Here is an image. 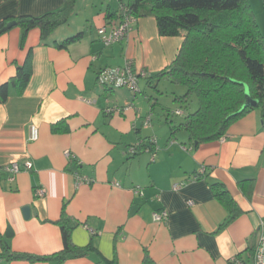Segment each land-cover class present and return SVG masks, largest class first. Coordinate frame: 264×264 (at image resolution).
<instances>
[{
    "label": "crops",
    "instance_id": "1",
    "mask_svg": "<svg viewBox=\"0 0 264 264\" xmlns=\"http://www.w3.org/2000/svg\"><path fill=\"white\" fill-rule=\"evenodd\" d=\"M63 1L0 0V21L38 16ZM116 8V0H77L67 23L46 40L38 28L30 29L23 43L17 26L0 32V85L8 82V96L0 102V237L14 252L56 253L63 249L57 223L63 212L73 226L71 243L91 242L94 250L59 264H141L146 254L155 264H229L233 256L252 264L264 225L261 109L234 121L223 139L195 145L184 131L172 136L170 127L156 122V108L163 117L166 111L149 91L156 86L162 94L158 86L164 78L140 79L133 95L99 84L97 73L130 60L152 76L172 62L183 38L159 35L148 15L139 17L124 39L105 45L97 29ZM80 31V41L55 45ZM22 65L30 77L19 91L11 79ZM153 98L160 104L152 107ZM112 107L121 110L109 111ZM31 125L37 127L36 140L30 139ZM134 146L135 155L129 152ZM25 160L32 168L8 180L2 167ZM201 169L199 178L190 180ZM77 176L88 181L77 184ZM213 183L222 184L240 210L222 228L228 213L214 197ZM174 184L180 186L173 189ZM162 210L167 218L154 221L152 213Z\"/></svg>",
    "mask_w": 264,
    "mask_h": 264
},
{
    "label": "trees",
    "instance_id": "2",
    "mask_svg": "<svg viewBox=\"0 0 264 264\" xmlns=\"http://www.w3.org/2000/svg\"><path fill=\"white\" fill-rule=\"evenodd\" d=\"M116 1V10L111 13L112 17H108L109 21L103 26L119 23L123 16L121 6H124L127 8V13L134 18V22L139 17L151 15L155 18L159 35L183 38L170 64L152 76L145 69L147 71L145 78H148L149 82L154 80L158 82L164 78L171 84L185 88L184 93L175 94L173 97L174 102L185 108L180 107L174 111L176 115L182 116V119L178 124L173 123L169 126L172 136L177 131H184L189 140L198 145L219 139L234 121L254 108H260L264 115V36L248 0ZM76 2L77 0H64L59 8L41 15L15 17L13 19L16 21L15 26L21 30V43L32 28H38L41 39L46 40L57 27L67 23ZM11 19L12 17H8L0 21V29ZM82 38L83 32L80 31L57 41L55 45L58 48H66ZM132 67L141 69L133 65ZM29 77V68L25 65L18 66L11 84L21 91ZM153 88L157 90L156 86ZM7 96L8 82L0 85V102H3ZM247 96L255 104L246 105ZM193 98H196L197 106L193 111H189ZM154 101L152 107L160 104L156 99ZM162 107L166 111V123L171 124L170 108L163 104ZM177 111L180 113L178 114ZM133 148L135 155L138 149L136 146ZM211 188L214 197L222 203L228 213L220 224L222 228L230 223L240 210L222 184L213 183ZM57 223L62 234L61 251L42 256L14 252L8 242L0 237L2 250L0 264H8L12 260L52 261L59 264L67 258L85 256L94 250L91 242L81 247L71 243L70 232L73 226L63 212ZM104 264L116 263L105 260ZM141 264L155 263L146 254Z\"/></svg>",
    "mask_w": 264,
    "mask_h": 264
},
{
    "label": "built area",
    "instance_id": "3",
    "mask_svg": "<svg viewBox=\"0 0 264 264\" xmlns=\"http://www.w3.org/2000/svg\"><path fill=\"white\" fill-rule=\"evenodd\" d=\"M122 8V9H121ZM123 10V16L119 23H113L107 26H101L97 29L99 39L105 44L109 45L113 42L120 41L125 38L126 34L131 30L132 23L134 18L127 13V8L121 6ZM147 71L145 69H134L131 65V62H125L122 66L115 67H104L100 69L97 73V81L99 84L111 87V88H127L133 95H136L139 92V82L140 79L145 78ZM119 112L121 108L112 107L109 111ZM179 114L180 111H177ZM146 123H149V117L146 118ZM38 137V130L35 125L30 127V139L36 140ZM219 139H223V136ZM129 152L132 154L135 152L134 148L131 147ZM66 157H70L69 152H65ZM32 168V162L25 160L21 165L17 161H13L4 167L2 171L7 175L8 180H13L14 176L21 170L29 171ZM199 174H195L190 177V180H195L199 178V175L204 172L203 169L199 171ZM88 181L84 177H76V183L80 184L82 182ZM179 184H174L173 189L178 188ZM36 194L42 196L44 191L42 189H37ZM188 204H191L189 202ZM167 218V212L162 210L159 212L152 213V219L154 221H164ZM229 264H245L243 259L239 256H233L229 259ZM252 264H264V225L260 227L257 245L253 253Z\"/></svg>",
    "mask_w": 264,
    "mask_h": 264
},
{
    "label": "rangeland",
    "instance_id": "4",
    "mask_svg": "<svg viewBox=\"0 0 264 264\" xmlns=\"http://www.w3.org/2000/svg\"><path fill=\"white\" fill-rule=\"evenodd\" d=\"M248 1H249L251 8H252L253 13H254L255 20L258 24V27L264 36V3H263V0H248ZM140 85H141V83H140ZM158 89L162 91V94L158 95L154 91V89L149 88L150 94L153 97H157L158 101L161 104L168 106L170 108L171 114L169 116V120H171L172 122H170L171 124H168V123L166 124L164 122L165 117L162 116L163 112H161L162 110L158 107L156 108L157 109L156 113L158 111L159 117H157V115H155L156 116L155 118L159 121H156V122H161L163 124V126H165L167 128L170 125H172L173 123L178 124L181 121L182 116L176 115L174 113V111L180 107H182L184 109L185 106L180 105L177 102H174L173 97L175 94L180 95V94L184 93L185 88L183 86H180V85L171 84L166 79H163L160 82ZM139 91H140V89H139ZM196 106H197L196 98H193L192 101L190 102L189 108H188V106L186 108H188L189 111H193L196 108ZM157 124H159V123H157Z\"/></svg>",
    "mask_w": 264,
    "mask_h": 264
},
{
    "label": "water",
    "instance_id": "5",
    "mask_svg": "<svg viewBox=\"0 0 264 264\" xmlns=\"http://www.w3.org/2000/svg\"><path fill=\"white\" fill-rule=\"evenodd\" d=\"M264 3V0H263ZM16 25V21L15 20H10L8 21L5 25H3L0 29V32H4L8 29H10L11 27ZM246 105L248 104H255V102L249 97L247 96V101L245 103ZM24 215L27 217L29 215L30 212V208L28 206L24 207L23 209ZM10 233H6V236L8 237Z\"/></svg>",
    "mask_w": 264,
    "mask_h": 264
}]
</instances>
